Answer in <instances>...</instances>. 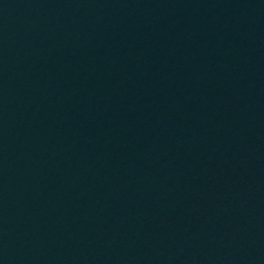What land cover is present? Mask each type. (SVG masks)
<instances>
[{
  "label": "water",
  "instance_id": "obj_1",
  "mask_svg": "<svg viewBox=\"0 0 264 264\" xmlns=\"http://www.w3.org/2000/svg\"><path fill=\"white\" fill-rule=\"evenodd\" d=\"M0 264H264V0H0Z\"/></svg>",
  "mask_w": 264,
  "mask_h": 264
}]
</instances>
